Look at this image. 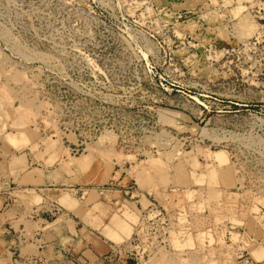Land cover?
I'll use <instances>...</instances> for the list:
<instances>
[{
    "label": "rangeland",
    "instance_id": "rangeland-1",
    "mask_svg": "<svg viewBox=\"0 0 264 264\" xmlns=\"http://www.w3.org/2000/svg\"><path fill=\"white\" fill-rule=\"evenodd\" d=\"M3 191L22 242L264 264V0H0Z\"/></svg>",
    "mask_w": 264,
    "mask_h": 264
},
{
    "label": "crops",
    "instance_id": "crops-1",
    "mask_svg": "<svg viewBox=\"0 0 264 264\" xmlns=\"http://www.w3.org/2000/svg\"><path fill=\"white\" fill-rule=\"evenodd\" d=\"M35 210L34 207L28 212L25 222H28L30 225H35L40 222L41 226L45 228L47 226L46 224H48V219H36ZM32 214L34 216H32ZM21 217L22 213L17 206V201L7 197L5 191H3L0 196V264H29L31 260L36 259L38 256L45 259L44 248H47V246L48 264H57V261H59V264H85V260H87L86 263L89 264H106V262L100 258H102L104 254H109L112 251L109 250L111 248L110 245L106 244V246H104L102 244V239L94 235H89L91 237L89 239L91 245L87 244V249L78 253L74 252L71 248H59L57 244L59 241L58 237L64 234L65 231H61V234H59L56 229L45 230L49 232H43V230L34 232L29 240L22 242V237L25 238L22 232L26 234V231L24 225L20 224ZM57 220L58 219H55L51 223ZM81 231L82 229H78L75 234L76 239L78 236L82 237ZM37 235L41 237V239H38ZM44 244H46V246H44ZM102 251L105 253L101 256L100 253H102ZM69 252L73 255H70ZM88 255H91V257H87ZM112 261L113 263L107 262V264H118L120 262L119 260V262L116 261V259Z\"/></svg>",
    "mask_w": 264,
    "mask_h": 264
},
{
    "label": "built area",
    "instance_id": "built-area-1",
    "mask_svg": "<svg viewBox=\"0 0 264 264\" xmlns=\"http://www.w3.org/2000/svg\"><path fill=\"white\" fill-rule=\"evenodd\" d=\"M132 243H134V239L132 240ZM134 248V249H132ZM130 246V243H129V246H127V250H124V252H121V250H119L120 252L119 253H116L115 250H112L110 253H109V256L107 257L110 261V259H119V260H124L126 261L127 263H132L133 261H137L138 260V253L136 252V247H132ZM36 264V259H33L30 261L29 264ZM134 263V262H133Z\"/></svg>",
    "mask_w": 264,
    "mask_h": 264
},
{
    "label": "bare ground",
    "instance_id": "bare-ground-1",
    "mask_svg": "<svg viewBox=\"0 0 264 264\" xmlns=\"http://www.w3.org/2000/svg\"><path fill=\"white\" fill-rule=\"evenodd\" d=\"M179 174H180V172H178ZM181 174H183V172H181ZM181 174H180V176H181ZM183 177V176H182ZM182 179V178H181ZM94 207V206H93ZM97 211V210H96ZM99 218V217H98ZM93 219V218H92ZM210 240H211V238H210ZM263 253H264V251H263ZM263 254H262V252L261 251H256V255H254V256H256V258L258 259V257H261ZM264 256V255H263Z\"/></svg>",
    "mask_w": 264,
    "mask_h": 264
}]
</instances>
